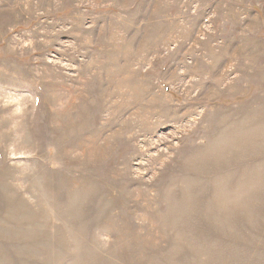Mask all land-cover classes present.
Here are the masks:
<instances>
[{
    "label": "rangeland",
    "instance_id": "rangeland-1",
    "mask_svg": "<svg viewBox=\"0 0 264 264\" xmlns=\"http://www.w3.org/2000/svg\"><path fill=\"white\" fill-rule=\"evenodd\" d=\"M0 264H264V0H0Z\"/></svg>",
    "mask_w": 264,
    "mask_h": 264
}]
</instances>
